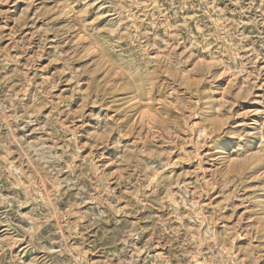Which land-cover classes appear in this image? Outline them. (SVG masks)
Masks as SVG:
<instances>
[{
  "label": "rangeland",
  "instance_id": "374dc122",
  "mask_svg": "<svg viewBox=\"0 0 264 264\" xmlns=\"http://www.w3.org/2000/svg\"><path fill=\"white\" fill-rule=\"evenodd\" d=\"M0 264H264V0H0Z\"/></svg>",
  "mask_w": 264,
  "mask_h": 264
},
{
  "label": "bare ground",
  "instance_id": "6f19581e",
  "mask_svg": "<svg viewBox=\"0 0 264 264\" xmlns=\"http://www.w3.org/2000/svg\"><path fill=\"white\" fill-rule=\"evenodd\" d=\"M144 115V114H143ZM145 120V119H144Z\"/></svg>",
  "mask_w": 264,
  "mask_h": 264
}]
</instances>
